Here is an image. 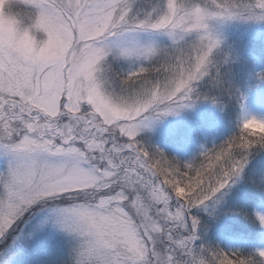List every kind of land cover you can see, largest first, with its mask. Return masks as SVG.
<instances>
[{
    "label": "snow or ice",
    "instance_id": "snow-or-ice-1",
    "mask_svg": "<svg viewBox=\"0 0 264 264\" xmlns=\"http://www.w3.org/2000/svg\"><path fill=\"white\" fill-rule=\"evenodd\" d=\"M207 104L230 134L151 142ZM264 0H0V264H264Z\"/></svg>",
    "mask_w": 264,
    "mask_h": 264
},
{
    "label": "rangeland",
    "instance_id": "rangeland-1",
    "mask_svg": "<svg viewBox=\"0 0 264 264\" xmlns=\"http://www.w3.org/2000/svg\"><path fill=\"white\" fill-rule=\"evenodd\" d=\"M257 115H264V106L253 105ZM230 124L222 122L221 117L207 104L195 109L170 116L149 133L151 142L159 146L170 155L180 159H189L196 155L201 144L211 146L215 141L219 143L230 133ZM256 246H264V241L255 240Z\"/></svg>",
    "mask_w": 264,
    "mask_h": 264
}]
</instances>
